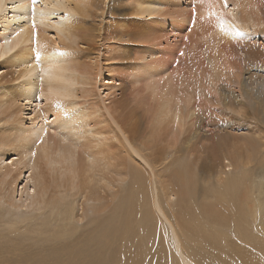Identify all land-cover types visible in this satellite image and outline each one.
<instances>
[{
  "label": "bare ground",
  "instance_id": "6f19581e",
  "mask_svg": "<svg viewBox=\"0 0 264 264\" xmlns=\"http://www.w3.org/2000/svg\"><path fill=\"white\" fill-rule=\"evenodd\" d=\"M122 1L0 0V259L264 264V131L248 125L264 130V0L204 1L211 24L184 73L130 63L151 105L129 124L90 99L104 72L116 85L120 74L80 54L83 20L94 14L95 37L107 36L101 22L126 17ZM174 1L133 0L119 34L171 18Z\"/></svg>",
  "mask_w": 264,
  "mask_h": 264
},
{
  "label": "rangeland",
  "instance_id": "374dc122",
  "mask_svg": "<svg viewBox=\"0 0 264 264\" xmlns=\"http://www.w3.org/2000/svg\"><path fill=\"white\" fill-rule=\"evenodd\" d=\"M196 1H199V0H196ZM196 1L195 0H176L174 1L177 4L172 3L174 4L172 5L173 7L169 6L167 8L168 12L170 13L167 15L168 16L171 15V18L164 17L166 21L163 18L164 20L163 21L161 20V23H159L160 18H156L157 19L156 23L148 24V22L146 23L140 22V24L141 23L142 24L135 28L137 30V34L138 32L143 33V34L145 33L144 35L146 36L147 34V37H145L144 35H141L140 33H139L140 35L139 34L135 35L134 38L122 37L121 34H119L121 33V31H123V27L118 28L122 24L121 20L123 19L127 20L128 18L129 19L133 18L132 16H129V14H131V11H132L133 0L122 1V3L120 4L121 7H118L119 5H117V3L115 4V6L117 5L116 6L117 9L118 8L122 9L121 15H124L126 17H119L120 13H118L117 15L114 12L112 13L114 14V18L113 16L110 17L111 22L109 21V18H106L107 20H103L101 22L102 29L106 25H108L111 28L114 27L113 29L116 30L115 32L107 36H102L98 38L95 37L96 33L94 32V27L98 26L101 20L98 17L95 18L94 14H92L91 18L83 20L84 22L81 24V28L87 33V37H89V38H84L86 40L84 41L85 45L80 46V49L82 50L80 54L82 55L84 62L88 66H90V68L97 67L101 72H104L105 69H109V67H111L112 68L111 71H113V73L111 74L113 76H116V74H120L121 76L119 75V78H122L121 80L123 81L121 82L122 85H116L119 83L110 84L108 74L104 72L103 75H101V78H99L98 80L99 84H97L96 91H97V94H99L98 95L99 98L96 95L93 96V93H91L90 99L93 102H97V103L99 101L98 99H100V101L102 100L103 104L108 107L106 108L109 109L111 113H114V115H119V117L126 124H129V122L132 121V119H128V118L130 116L133 118V114H134L133 111L136 110L135 112H138V113L140 112L139 114H143L146 109H149V105H151V101L149 100L150 97H149L148 91L146 90L144 86V83L139 82V83H135L131 85L129 82V80L132 81V78L129 79V72H128L131 70V66H132L130 65V63L133 64L134 60L139 59L140 57L142 58L144 57V60L140 63L148 64L150 66L151 65L155 66L156 64H154V62L156 63V61H158V64L160 65H162V63L163 64L166 63L168 64L167 67H169L172 70L174 68V70L177 71L178 73L186 72L187 69L185 67L191 66V61L192 63L194 62L196 64V61L201 59L200 57L201 51H199V49L203 47V43H204V41L202 40L203 39L202 36L205 33L203 32H206V29H208V27L210 26L211 24L210 21L212 17V16L208 17L204 14H201L202 10H200V12L196 11V10L202 9V7L204 6H207L208 3L211 2V0L210 1L200 0L199 2L200 4ZM204 1H206L205 4L207 5L203 4ZM200 6L201 8H198ZM177 8H179L180 10ZM175 11L176 12L179 11L177 12V14L179 15L178 16L173 15L172 17V14H174ZM183 15H185L186 17L187 15L189 16L187 17L188 21L186 19L184 21L183 19L180 20V18H182ZM8 16L10 17L11 13ZM104 18L105 17H103V19ZM207 19L208 20L210 19L209 23ZM77 20H80V18H77ZM200 30L203 32H201ZM49 36H51L50 38L53 39L52 38L53 34L52 32L50 33V31H49ZM140 36L142 37L144 36V37L141 38ZM138 37H140V39ZM121 38L122 40H120ZM129 38L131 40H129ZM123 40L126 43L129 42L127 43L128 46L123 42ZM130 43L132 44L130 45ZM131 49L134 51L131 52ZM131 53H134V55ZM146 53L149 54V57L147 56ZM152 55L155 56L154 59L151 58ZM120 56H122V58H120ZM197 63L199 64L200 61H197ZM139 65H142V64H139ZM2 67L0 66V73L6 70V68L2 69ZM181 69H184L182 70L183 72L181 71ZM127 75L128 77H126ZM137 75H138V72L135 73L136 77ZM100 79L102 82L100 81ZM15 84L16 83H13L11 85H15ZM113 85H116L115 86L116 88H113ZM31 110L32 109L30 106H25L23 107V112L20 115L21 119L26 120V124H28L29 119L33 116V112H31ZM211 115H213V117L216 118V120H214L213 117L211 118ZM207 117H210V119L213 120L212 121L209 118L208 120H206L209 123L213 122L211 126H213V124L214 126H218V123L220 122L222 124L224 123L222 116H217L219 117L217 120V117H215L214 114H209L204 117V120ZM250 124H252L251 128L254 130V132H257L256 130L264 131L263 129L259 130L254 127V125L258 124V121H255L253 119H248V125ZM7 161H9V159H7ZM211 162H210L211 165H213V162L215 164V161H211ZM20 187L21 185H19L17 189H19ZM2 250L5 251L4 248ZM12 256L13 257L11 256H8L7 258L5 257L6 259L5 258L0 259V262L4 261L1 264H8V263L10 264V261L7 260L9 258L13 260V263L11 262V264H17L15 259H18V258L15 255H12Z\"/></svg>",
  "mask_w": 264,
  "mask_h": 264
},
{
  "label": "snow or ice",
  "instance_id": "6c2138e0",
  "mask_svg": "<svg viewBox=\"0 0 264 264\" xmlns=\"http://www.w3.org/2000/svg\"><path fill=\"white\" fill-rule=\"evenodd\" d=\"M31 2H32V5L34 6L36 3H37V0H31ZM34 10V9H33ZM33 29H35V20H33ZM221 27H223V25H221ZM35 34V33H34ZM36 56H37V58L40 56V53L39 52H37L36 53ZM35 152H33V156H35Z\"/></svg>",
  "mask_w": 264,
  "mask_h": 264
}]
</instances>
